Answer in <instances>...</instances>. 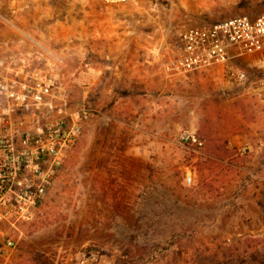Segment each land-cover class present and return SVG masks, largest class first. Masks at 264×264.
I'll use <instances>...</instances> for the list:
<instances>
[{
    "label": "rangeland",
    "instance_id": "374dc122",
    "mask_svg": "<svg viewBox=\"0 0 264 264\" xmlns=\"http://www.w3.org/2000/svg\"><path fill=\"white\" fill-rule=\"evenodd\" d=\"M263 13L264 0H0V88L49 89L17 118L42 138L79 130L7 264H32L30 248L53 264H230L231 252L264 251V45L233 60L241 82L222 65L179 64L201 16Z\"/></svg>",
    "mask_w": 264,
    "mask_h": 264
},
{
    "label": "built area",
    "instance_id": "2783aa9c",
    "mask_svg": "<svg viewBox=\"0 0 264 264\" xmlns=\"http://www.w3.org/2000/svg\"><path fill=\"white\" fill-rule=\"evenodd\" d=\"M101 1L116 5L153 0ZM181 37L185 53L180 56L179 64L185 72L222 65L227 68L230 79L241 82L246 79V74L231 65L236 58L255 54L262 49L264 13L254 19L237 16L211 25L203 24L189 29ZM23 92L0 88V93H4L6 99L18 101L0 102V264H7L17 250L19 227L33 221L36 206L56 166L66 159V149L79 131L75 125L68 130L55 129L54 132L59 131V134L52 138L51 130L46 128L47 135L42 138L43 130L36 128L35 121L17 118V111L20 109L27 113L32 106L41 104L42 95H46L49 89L43 85L39 90L24 88ZM25 98L34 102L29 104ZM187 139L195 141L191 135ZM185 181L191 184L192 179L187 176Z\"/></svg>",
    "mask_w": 264,
    "mask_h": 264
},
{
    "label": "trees",
    "instance_id": "16d2710c",
    "mask_svg": "<svg viewBox=\"0 0 264 264\" xmlns=\"http://www.w3.org/2000/svg\"><path fill=\"white\" fill-rule=\"evenodd\" d=\"M201 17L202 18H200V20H201L200 24L211 25V24L217 22V21H210L208 17H204V16H201ZM200 142H201L200 140H196L197 144H199ZM199 171H201L202 175H204V171H209V173L205 176L207 178L208 177L211 178V177L216 176V174H215V176H213L214 172H212L210 166H208L206 164H202L201 168L199 167ZM207 178L205 180H207ZM261 207H262V204H261ZM248 250H250V249H248ZM248 250L243 251L244 256H242L243 257L242 259L239 256H234V258H232L233 252H231L230 264H264V251L263 250L260 252L259 250L254 249V250H252V251H254V253L247 254ZM27 254L30 256V262L32 264H53V262L50 259H48L44 253H41L37 250H33L32 248H30L27 251ZM213 263L217 264L215 262V259L211 262V264H213Z\"/></svg>",
    "mask_w": 264,
    "mask_h": 264
}]
</instances>
